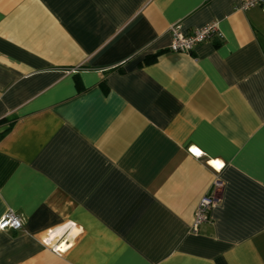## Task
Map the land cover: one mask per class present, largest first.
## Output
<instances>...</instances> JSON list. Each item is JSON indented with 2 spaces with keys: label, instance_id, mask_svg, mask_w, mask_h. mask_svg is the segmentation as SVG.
I'll list each match as a JSON object with an SVG mask.
<instances>
[{
  "label": "crops",
  "instance_id": "1",
  "mask_svg": "<svg viewBox=\"0 0 264 264\" xmlns=\"http://www.w3.org/2000/svg\"><path fill=\"white\" fill-rule=\"evenodd\" d=\"M239 2L0 0V217L23 223L0 264H264V19ZM176 22L221 37L170 52Z\"/></svg>",
  "mask_w": 264,
  "mask_h": 264
},
{
  "label": "built area",
  "instance_id": "2",
  "mask_svg": "<svg viewBox=\"0 0 264 264\" xmlns=\"http://www.w3.org/2000/svg\"><path fill=\"white\" fill-rule=\"evenodd\" d=\"M238 9L246 10L251 7H258L264 19V0H240ZM171 40L167 47L170 52L190 53L195 45L209 40L214 34L221 37V33L215 22L207 23L201 27L192 29L191 32H183L180 22L172 23L169 26ZM216 185V184H215ZM216 201L214 190L203 194L195 207L191 230L197 231L199 225L210 218V210ZM23 223L19 214L13 210H7L0 217V229L10 228L22 229Z\"/></svg>",
  "mask_w": 264,
  "mask_h": 264
},
{
  "label": "snow or ice",
  "instance_id": "3",
  "mask_svg": "<svg viewBox=\"0 0 264 264\" xmlns=\"http://www.w3.org/2000/svg\"><path fill=\"white\" fill-rule=\"evenodd\" d=\"M192 151L195 152L197 155L200 154L199 151H198L197 149H195V148H193ZM210 163H213V165H214L215 167H217V168H219V167L222 166L221 163H220L219 161H214V162H210Z\"/></svg>",
  "mask_w": 264,
  "mask_h": 264
}]
</instances>
